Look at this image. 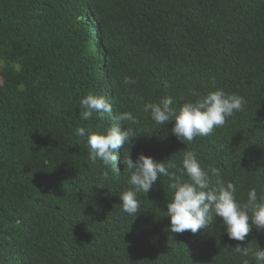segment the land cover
I'll use <instances>...</instances> for the list:
<instances>
[{"label": "trees", "instance_id": "trees-1", "mask_svg": "<svg viewBox=\"0 0 264 264\" xmlns=\"http://www.w3.org/2000/svg\"><path fill=\"white\" fill-rule=\"evenodd\" d=\"M0 264H264V0H0Z\"/></svg>", "mask_w": 264, "mask_h": 264}]
</instances>
